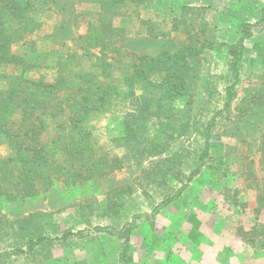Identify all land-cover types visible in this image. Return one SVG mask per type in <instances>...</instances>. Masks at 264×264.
I'll return each instance as SVG.
<instances>
[{
    "label": "trees",
    "instance_id": "1",
    "mask_svg": "<svg viewBox=\"0 0 264 264\" xmlns=\"http://www.w3.org/2000/svg\"><path fill=\"white\" fill-rule=\"evenodd\" d=\"M54 2L0 0V150L6 151L5 156L0 154V198L8 201L37 198L58 183L84 184L122 165L160 154V141L182 136L188 129L200 55L208 50L225 54L227 59L223 108L197 127L202 142L193 151L196 158L186 172L179 168L183 163L179 156L171 160L174 170H159L158 174L181 185L173 194L163 195L150 214H135L119 228L100 223L117 218L136 192L132 183L110 188L101 198L77 199L68 205L88 225L76 231L62 229L52 212L0 214V263L13 257L34 258L55 247L104 234L121 242L119 263L130 264V237L137 222L153 221L205 168L212 131L237 93L245 43L253 37L254 29L264 27V4L257 21L244 23L233 43L218 40L203 23L198 31L203 40L194 35L173 53L135 56L130 73L115 76L113 57L120 54L125 42L165 38L177 32L179 24L192 27L197 21L195 14H205L210 6H185L183 1L179 18L174 17L170 31H166L165 18L157 16L159 22L148 19L145 0H74V25L84 29L79 38L81 52L56 51L54 64L44 67L43 72L37 64L20 57L15 46L42 30L43 16ZM79 18L82 22L78 24ZM63 115L67 117L63 131L44 141L45 120ZM104 119L117 121L118 135L101 145L97 134ZM260 162L264 167V131L260 135Z\"/></svg>",
    "mask_w": 264,
    "mask_h": 264
},
{
    "label": "rangeland",
    "instance_id": "2",
    "mask_svg": "<svg viewBox=\"0 0 264 264\" xmlns=\"http://www.w3.org/2000/svg\"><path fill=\"white\" fill-rule=\"evenodd\" d=\"M210 6L196 15L192 27L179 24L177 32L159 39L138 38L123 44L113 57V74L127 75L137 56L173 53L198 32L203 23L218 40L233 43L244 23H255L264 0H145L148 19L165 18L164 30L179 18L180 4ZM74 0H55L43 16V28L15 46L24 60L37 64L39 71L54 64L56 51L81 52L83 27L75 22ZM159 16L160 18H156ZM193 16V18L195 17ZM190 17V16H189ZM203 18V19H202ZM79 18L77 23H81ZM131 54V55H130ZM226 56L206 50L199 57V80L189 107V126L182 136L160 141L163 151L138 163H128L107 176L80 185L56 184L41 196L8 201L0 198V214L21 216L34 211L55 214L61 228H86L77 211L67 206L77 199L101 198L104 191L132 183L135 194L126 200L117 218L98 220L115 228L130 222L135 214L151 213L165 194H173L178 181L158 174L174 170L171 160L179 156L186 172L193 164V151L201 145L197 127L204 125L225 102ZM102 122V123H101ZM98 144L118 135L116 120H102ZM44 141L62 132L66 115L45 120ZM59 126V127H58ZM61 126V127H60ZM264 131V27L254 29L245 43L237 93L227 112L212 131L209 155L201 174L192 180L182 196L160 211L153 221L141 219L130 237V264H264V167L260 162V135ZM106 141V142H105ZM6 155L5 149L0 150ZM154 174V176H152ZM61 182V181H60ZM121 242L108 235H90L53 248L34 258L13 257L0 264H120Z\"/></svg>",
    "mask_w": 264,
    "mask_h": 264
}]
</instances>
